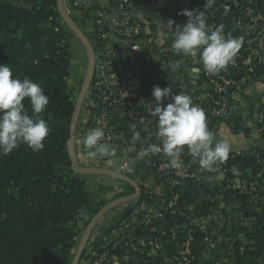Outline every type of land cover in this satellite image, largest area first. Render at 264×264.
Masks as SVG:
<instances>
[{"label": "trees", "instance_id": "obj_1", "mask_svg": "<svg viewBox=\"0 0 264 264\" xmlns=\"http://www.w3.org/2000/svg\"><path fill=\"white\" fill-rule=\"evenodd\" d=\"M258 5L264 8V0H259ZM237 16L235 13L226 16L223 25L226 35L243 37L239 52L246 56L248 38L233 28ZM88 17V13L83 15L84 19ZM71 31L59 12L58 0H0V64L9 65L14 78L28 77L45 90L49 108L40 115L51 129L43 151H33L22 143L9 155L0 156V264H72L79 246L74 240L79 234L73 226L80 213H85L91 221L107 204L91 199L86 181L76 174L69 156L68 142L77 101L74 90L69 87ZM91 45L95 51L105 48ZM131 60L128 59L127 66ZM117 61L120 64L123 59ZM263 70L264 66H260L258 75ZM243 72L240 69L230 75L239 80ZM95 80L94 73L91 82ZM24 103L31 114L30 103L27 99ZM240 129L241 126L232 127L235 133ZM144 140L148 142L147 135ZM184 155L189 157L187 150ZM225 164L228 170L225 188L229 182L237 186L234 176L237 171L250 170L253 181L264 182L263 148L251 153H229ZM140 172L161 187L173 178L169 171H159L157 164L152 167L139 164L131 178L137 180ZM183 184L182 190H174L179 199L174 211L166 217L168 228L163 254L168 257L178 255L181 237L190 229L185 226L191 215L189 205L200 193L194 180L183 181ZM129 190L135 191L132 186ZM225 198L250 200L252 205L264 206V201L256 204L238 187L226 189ZM138 200L139 204L148 202L149 196L143 191ZM247 218V224L223 229L221 257L236 259L238 264H257L253 260L264 264V214ZM172 230L177 232V238L170 241ZM85 253L86 250L80 264ZM197 263L196 259L193 264Z\"/></svg>", "mask_w": 264, "mask_h": 264}, {"label": "crops", "instance_id": "obj_2", "mask_svg": "<svg viewBox=\"0 0 264 264\" xmlns=\"http://www.w3.org/2000/svg\"><path fill=\"white\" fill-rule=\"evenodd\" d=\"M65 1L63 0V4L69 16L72 19L74 17L78 19L79 16H71L68 12L69 7ZM104 2L105 0H99L98 4ZM132 13L136 19L135 43L140 46L141 52L133 57L130 65L126 67L129 83L132 85L135 81L138 83V89L136 90L134 87L135 98L131 100L137 103L142 110L147 104L154 106L155 99L152 90L155 86L162 89L170 87L171 91L177 90L178 94L190 95L194 104H203L207 107L210 89L200 74L198 61H191L183 55H177L171 49L172 38L168 28L162 27L168 20H174L172 12L167 8L152 7L146 3H140L133 9ZM162 32L167 33V35H162ZM75 39L80 43L78 50H75L74 47ZM69 44L72 63L69 87L74 90L78 100L80 94L77 93V90H79L81 83H84L82 77L85 78L88 73L90 56L85 44L73 31L69 35ZM107 50L117 56H123L128 53L129 46L125 42L113 40L107 44ZM148 55L152 56L150 61H146ZM177 61L181 62V67L173 71L170 65ZM262 96H264V84L247 89L233 101V117L230 121L212 120L209 124V130L217 139L222 138L229 142L230 153H251L256 148L264 149L263 137L252 138L249 136L253 128L252 114L256 107V99ZM142 98L151 101L140 106L139 103ZM170 102L169 97L165 98L162 103L166 106ZM98 112L99 107L96 101L88 93L83 101L77 130L72 139V150L76 158V168L81 171L76 172V174L86 181L91 199L95 202H107L104 206L106 207L121 198L133 195L136 191L133 185L109 175V172H118L114 159L119 158L123 161V158L120 156L117 147L127 149L132 144L133 130L124 116H113L107 120V125L112 131L117 146L116 154L111 158L88 157L85 154L82 138L86 131L93 128L92 122ZM233 126H241V129L235 133L232 130ZM156 130V119H153L140 130V139L135 143V151L129 152L131 163L136 169L139 164L144 163L146 158V156L138 157L137 155L142 150L141 141L144 136H148L149 143L159 144V140L154 136ZM188 160L191 168L199 175V180H195V183L200 188V193L196 196V201L189 205L191 215L185 225L192 230L194 237L193 252L197 257V264H238L236 259L228 260L221 257L224 242L222 231L225 227L235 228L247 224V216L263 215L264 206L252 205L250 200H226L227 188L224 186L226 180L224 174L218 168L215 172L201 170L198 165L191 163L190 155ZM85 170L89 171L86 172ZM238 172L239 178L242 180L253 179L250 170ZM116 181L123 182L125 187H119ZM135 181L140 185L142 192L148 194L149 201L139 204L138 198H135L120 203L105 212L89 236L85 257L81 264H87L89 260L103 251H111L113 245L120 239H125L134 244L147 241L149 237V233L145 231L147 217L164 211L169 202L174 199L177 204L179 197L174 193V190H182L184 187L183 182H176L172 179L166 186H158L154 180L145 178L143 172L139 173V177ZM130 186L135 191L125 194L124 188L129 189ZM239 186L240 184L237 182V187ZM172 211L167 213L166 217ZM166 217L164 221L159 222L165 228V240L168 228ZM194 221L195 223L192 225ZM90 222L89 217L85 214L81 223L73 226L79 234V247ZM210 240L213 241L214 248L209 245ZM114 255V259L118 258L120 261L117 259L116 261L120 264H142V260L132 252L130 255L120 253ZM127 256H129L128 259H126ZM253 261L262 264L261 260Z\"/></svg>", "mask_w": 264, "mask_h": 264}, {"label": "built area", "instance_id": "obj_3", "mask_svg": "<svg viewBox=\"0 0 264 264\" xmlns=\"http://www.w3.org/2000/svg\"><path fill=\"white\" fill-rule=\"evenodd\" d=\"M99 0H72L70 1L69 13L71 16L77 15L82 20V25L85 24L83 15L85 13L94 14L93 28L88 29L87 39L90 43L96 46H105L98 48L95 52L96 80L91 82L87 94L93 98L98 107L99 112L94 117L92 125L102 127L105 133L104 141L114 147L115 140L112 131L107 125V120L113 116L122 115L125 117L130 128L135 125V130L139 131L154 117L151 116V110L154 106L146 105L144 109H140L134 99V86L129 83L126 75V67L129 58L136 57L141 52L140 46L135 43L136 29L135 16L133 9L140 3H146L152 7L167 8L174 15V20L177 25L183 27L187 23V17L179 15L183 9L204 11L206 0H105L103 4H98ZM259 0H214L211 8L206 10V24L215 28L223 24L225 17L235 13L237 14L236 24L233 26L245 38V46L247 55L244 56L240 52L224 70L216 74H208L203 64L199 60V55L185 56L188 60L198 61L199 71L210 92L208 94L205 107L199 104L206 114L207 124L212 120L230 121L233 117L232 104L235 98L247 89L254 86L264 84V70L261 75L257 71L260 66H264V8L259 7ZM219 17V19H217ZM59 28L56 29L58 31ZM226 34V29L224 28ZM85 34V33H84ZM113 40L125 42L129 46L128 53L123 56H117L107 50V44ZM122 58L123 62L118 63V59ZM152 59L151 55L146 57V61ZM243 69V76L237 80L231 77L230 72ZM124 108L122 109L123 106ZM130 106H129V105ZM128 105V106H127ZM253 128L249 136L252 138H264V96L256 99V107L252 114ZM151 145H159L157 143H149L142 139L141 148L147 149ZM120 156L123 158L118 172L127 176L136 174V168L131 163L130 153L126 148L117 147ZM187 150V149H185ZM189 157L184 154L181 156V166L173 167L170 160L162 153L146 155L144 164L147 167H152L157 164V169L161 172L169 171L176 182L187 180H199V175L191 168ZM218 170L224 174L227 179L228 170L225 162L218 165ZM239 172H235L236 183L241 193L250 195L251 200L256 204L264 201V182L259 183L253 179L242 180L239 178ZM232 182L228 183L227 189H236ZM175 199L167 205L164 211L157 212L147 217L145 223V231L149 233L148 240L143 243L134 244L125 239H120L116 242L111 251H103L87 264H120L118 258L114 259L117 253L130 255L131 252L136 254L142 260V264H193L197 257L193 252L194 237L192 230H188L181 238L179 244V253L177 256L168 257L163 254L165 243L164 226L159 222L164 221L167 213L175 208ZM85 213L81 212L76 224H80ZM195 221L192 223L194 225ZM177 232L171 231L168 240H175ZM75 242L79 243V237H76ZM211 248L215 245L213 241H209ZM129 256L126 257L128 259Z\"/></svg>", "mask_w": 264, "mask_h": 264}, {"label": "clouds", "instance_id": "obj_4", "mask_svg": "<svg viewBox=\"0 0 264 264\" xmlns=\"http://www.w3.org/2000/svg\"><path fill=\"white\" fill-rule=\"evenodd\" d=\"M214 0H206L204 11L183 9L179 15L186 16L187 23L181 27L174 20H168L167 27L172 38L171 49L177 55L197 56L208 74L224 70L239 53L243 37H233L224 33V25L215 28L206 24V10ZM175 25V27H174ZM162 35H167L163 33ZM173 71L181 67L177 61L170 65ZM155 99L151 116L156 119L157 130L154 136L159 145H151L137 153L144 157L149 153H162L173 167L181 166V156L187 149L192 164L201 170L215 172L218 165L229 158L231 146L224 139H217L209 130L205 111L194 104L188 94H172L171 88L155 86L152 90ZM171 99L166 106L165 98ZM31 106V114L26 109L25 100ZM49 108V97L45 90L30 78H14L9 65L0 64V156H7L23 143L33 151H43L44 141L50 134V127L41 113ZM132 144L128 152L135 151V143L140 132L132 125ZM102 127L89 129L82 138L85 154L90 158H111L116 147L104 141ZM235 171V170H234Z\"/></svg>", "mask_w": 264, "mask_h": 264}, {"label": "water", "instance_id": "obj_5", "mask_svg": "<svg viewBox=\"0 0 264 264\" xmlns=\"http://www.w3.org/2000/svg\"><path fill=\"white\" fill-rule=\"evenodd\" d=\"M58 9L59 12L63 18V20L65 21V23L69 26V28L81 39V41L85 44L88 52H89V56H90V66H89V70L88 73L85 77L79 98L76 102V106H75V111H74V115L72 118V122H71V130H70V134H71V138L68 142V150H69V156H70V160L72 163V168L75 170V172H81L76 168V158H75V154L73 153L72 150V139L75 136L76 130H77V126H78V122H79V118H80V114H81V110H82V105H83V101L87 95V92L90 88V84L92 81V78L94 76L95 73V68H96V56H95V52L94 49L90 43V41L87 39V37L85 36V34L83 33V31L77 26V24L74 22V20L69 16V14L67 13L65 6L63 4V0H58ZM136 90L138 89V83L137 81L134 82L133 85ZM151 100H147L142 98L140 100L139 105L142 106L143 104H146L147 102H149ZM86 172L89 170H85ZM109 175L113 178H117L119 180H122L124 182H127L131 185H133L136 188V191L133 195L128 196V197H124L121 198L113 203H111L110 205L104 207L90 222L87 230H86V235L83 239L82 244L80 245V247L77 249V252L75 254L74 260L72 264H80L81 262V258L82 255L84 254L85 250H86V245L88 243V239L89 236L94 228V226L96 225V223L98 222L99 218L105 213L107 212L109 209L115 207L116 205L126 202V201H130L133 200L135 198H138L141 193H142V189L140 187V185L133 180L130 176H127L125 174H122L120 172H116V171H112L109 172Z\"/></svg>", "mask_w": 264, "mask_h": 264}, {"label": "rangeland", "instance_id": "obj_6", "mask_svg": "<svg viewBox=\"0 0 264 264\" xmlns=\"http://www.w3.org/2000/svg\"><path fill=\"white\" fill-rule=\"evenodd\" d=\"M68 5H70V1L69 0H66L65 1ZM90 15V17H88V18H85L84 19V21H85V24L84 25H82V20L81 19H77L76 17H74L73 19L76 21V24H77V26L78 27H80V29L88 36V34L90 35V32L88 31V29H92L93 28V23H94V14L93 13H91V14H89ZM79 46H80V43L75 39L74 40V47H75V50H78V48H79ZM83 79H82V81H84V77H82ZM81 81V82H82ZM83 83V82H82ZM82 83H81V85L79 86V90H77V93L78 94H80V92H81V86H82ZM74 95H75V93H74ZM75 96H77V95H75ZM76 99H77V97H76ZM77 102V101H76ZM114 162L116 163V165H117V167L119 168V166L121 165V163H122V160L121 159H119V158H116V159H114ZM120 164V165H119ZM117 182V184H118V186L119 187H125V184L123 183V182H121V181H116ZM124 190H125V194H129V193H131V190H129L128 188H124ZM78 248H79V246H78ZM77 252V251H76ZM82 259V258H81Z\"/></svg>", "mask_w": 264, "mask_h": 264}]
</instances>
